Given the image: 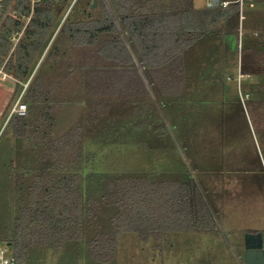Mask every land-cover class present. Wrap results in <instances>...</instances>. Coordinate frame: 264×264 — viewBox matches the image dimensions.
I'll return each mask as SVG.
<instances>
[{"label":"rangeland","instance_id":"rangeland-1","mask_svg":"<svg viewBox=\"0 0 264 264\" xmlns=\"http://www.w3.org/2000/svg\"><path fill=\"white\" fill-rule=\"evenodd\" d=\"M256 4L262 8L264 0H256ZM103 7L130 51L151 101H111L95 110L84 103H65L58 110L54 134L75 124L81 129L83 126V139L73 151L81 152L83 187L94 197L105 191L109 179L122 175L180 184L190 180L196 194L201 195H194L191 206L201 215L188 222L192 226L166 233L159 243L144 242L137 233L125 232L118 239L116 258L100 262L92 257L88 239L94 232L114 231V209L104 207L95 221L98 228H89L81 241L66 243L57 250L30 247L23 264H246L244 230L264 225V196L255 190L254 176L247 174L262 166L264 169V69L249 61L264 47L257 43L263 13L250 20L256 17L255 9H248V19L243 23L238 19L237 35L231 24L221 33L215 29L201 37L187 55V74L192 82L186 86V99L177 101L157 90L112 0H97L94 10ZM49 48L27 82L19 83L8 73L11 78L0 77V244L9 245L13 253L15 218L29 199L24 187V192L16 195L15 179L28 176L36 166L31 140L15 137V126L8 124L14 116L12 109L19 98L24 100L32 78L38 72L50 74ZM242 63L250 77L239 73ZM218 74L223 77L221 83L214 81ZM17 84L23 85L20 93ZM36 109L31 126L44 108Z\"/></svg>","mask_w":264,"mask_h":264},{"label":"trees","instance_id":"trees-1","mask_svg":"<svg viewBox=\"0 0 264 264\" xmlns=\"http://www.w3.org/2000/svg\"><path fill=\"white\" fill-rule=\"evenodd\" d=\"M221 1L231 3L211 8L207 0H112L143 67L163 97L186 99V86L192 82L187 74V55L202 36L215 29L221 33L231 24L236 32L238 5L234 0ZM89 2L45 0L35 4L31 15V0H6L8 11L0 14L1 69L25 83L49 45L51 57L50 74L38 72L27 88L23 100L29 106L27 114L14 115L8 124L15 126V137L28 138L35 150L32 156L36 168L28 176L15 179L16 195L26 188L29 196L15 218L14 255L18 264H23L30 247L57 250L66 243L81 241L89 228H98L95 221L104 207L114 209V231L94 232L88 239L92 257L100 262L116 258L118 239L125 232L137 233L144 242L159 243L166 233L192 226L188 222L201 215L191 206L196 189L189 178L180 184L122 175L109 179L105 191L94 197L83 187L81 152L73 151L83 139V126L81 129L75 124L54 134L58 110L65 103H84L95 110L111 101H151L109 11L105 7L94 10ZM19 32L23 34L15 44L12 38ZM59 37H63L62 42ZM257 43L264 44V24ZM249 61L263 70L264 47L257 49ZM243 65L239 73L250 77ZM222 78L218 74L214 81L221 83ZM22 87L17 84V93ZM245 95L248 98L250 94ZM34 109L40 112L31 126Z\"/></svg>","mask_w":264,"mask_h":264},{"label":"built area","instance_id":"built-area-1","mask_svg":"<svg viewBox=\"0 0 264 264\" xmlns=\"http://www.w3.org/2000/svg\"><path fill=\"white\" fill-rule=\"evenodd\" d=\"M45 0H31V8L32 13L34 10V6L38 2H42ZM235 4L238 5L239 8V19L240 23H243L244 20H247L248 17L246 16V12L248 9H253L255 7V0H234ZM231 3V1H225L223 2V6H228ZM211 5V0L208 1V6ZM8 8L6 6V0H0V14L7 12ZM31 15L26 18V22L28 23ZM23 32L15 33L12 40L16 44ZM0 77L1 78H11L3 69L0 68ZM28 106L26 103L22 101L21 98L17 101L15 107L12 109L11 114L12 115H18V116H25L27 114ZM0 264H18V260L14 253L10 250L9 245H1L0 244Z\"/></svg>","mask_w":264,"mask_h":264},{"label":"water","instance_id":"water-1","mask_svg":"<svg viewBox=\"0 0 264 264\" xmlns=\"http://www.w3.org/2000/svg\"><path fill=\"white\" fill-rule=\"evenodd\" d=\"M223 5L221 0H211L209 7ZM97 7V0H94L91 8ZM245 263L246 264H264V237L262 233H247L245 235Z\"/></svg>","mask_w":264,"mask_h":264},{"label":"crops","instance_id":"crops-1","mask_svg":"<svg viewBox=\"0 0 264 264\" xmlns=\"http://www.w3.org/2000/svg\"><path fill=\"white\" fill-rule=\"evenodd\" d=\"M257 6H258V8H257ZM259 6H261V5H257L256 4V0H255V7L253 8L255 10H253V12H255V16L256 17L254 19L252 17H249L250 20L251 19L252 20L257 19L259 13H260V15H261V13H263V15H264V7L260 8ZM256 9H258V10H256ZM256 13H258V14H256ZM247 174L248 175L251 174V175L254 176V177H252V179L255 182V184H254L255 187L254 188H255V190L258 193H260L261 195L263 194V196H264V169H263V166L260 167V168H258V169H256V171L255 170L249 171ZM250 232L251 233H253V232L262 233L263 234V237H264V225H262V226L249 227V228H247V229L244 230V233H250Z\"/></svg>","mask_w":264,"mask_h":264}]
</instances>
